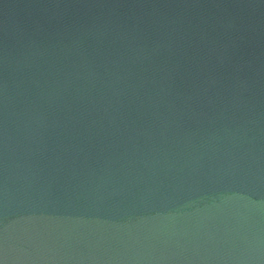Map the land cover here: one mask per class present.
Returning <instances> with one entry per match:
<instances>
[{
    "label": "water",
    "instance_id": "1",
    "mask_svg": "<svg viewBox=\"0 0 264 264\" xmlns=\"http://www.w3.org/2000/svg\"><path fill=\"white\" fill-rule=\"evenodd\" d=\"M0 264H264V0H0Z\"/></svg>",
    "mask_w": 264,
    "mask_h": 264
}]
</instances>
